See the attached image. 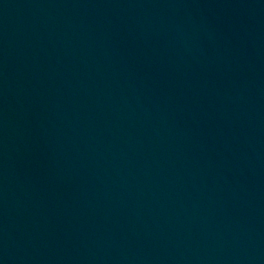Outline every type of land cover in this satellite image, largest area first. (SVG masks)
Instances as JSON below:
<instances>
[{
    "label": "water",
    "instance_id": "95a60500",
    "mask_svg": "<svg viewBox=\"0 0 264 264\" xmlns=\"http://www.w3.org/2000/svg\"><path fill=\"white\" fill-rule=\"evenodd\" d=\"M0 264H264V0H0Z\"/></svg>",
    "mask_w": 264,
    "mask_h": 264
}]
</instances>
